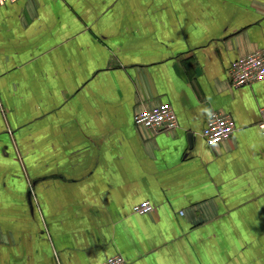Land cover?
<instances>
[{
    "label": "crops",
    "instance_id": "obj_1",
    "mask_svg": "<svg viewBox=\"0 0 264 264\" xmlns=\"http://www.w3.org/2000/svg\"><path fill=\"white\" fill-rule=\"evenodd\" d=\"M262 46L264 0L0 4V264H264V80L228 71Z\"/></svg>",
    "mask_w": 264,
    "mask_h": 264
},
{
    "label": "built area",
    "instance_id": "obj_2",
    "mask_svg": "<svg viewBox=\"0 0 264 264\" xmlns=\"http://www.w3.org/2000/svg\"><path fill=\"white\" fill-rule=\"evenodd\" d=\"M7 1L0 0V4ZM231 84L235 87H244L264 80V46L246 56L235 59L229 68ZM0 112L5 113L6 108L0 98ZM135 121L141 126L158 130H171L179 127L178 114L171 102H164L153 108H144L135 114ZM202 130V135L209 145H214L232 135L237 129L234 117L228 112L213 111ZM264 127V123L262 124ZM157 210V206L148 201L136 203L134 213L149 214ZM99 264H128V260L121 254H114L105 258Z\"/></svg>",
    "mask_w": 264,
    "mask_h": 264
},
{
    "label": "water",
    "instance_id": "obj_3",
    "mask_svg": "<svg viewBox=\"0 0 264 264\" xmlns=\"http://www.w3.org/2000/svg\"><path fill=\"white\" fill-rule=\"evenodd\" d=\"M188 139L190 140V146H192V144H193V139H192V135H191V134L188 135Z\"/></svg>",
    "mask_w": 264,
    "mask_h": 264
}]
</instances>
